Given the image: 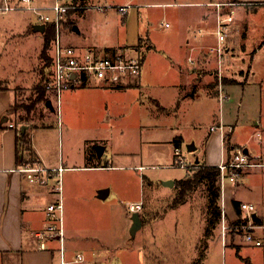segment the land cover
Returning <instances> with one entry per match:
<instances>
[{"label": "crops", "instance_id": "1", "mask_svg": "<svg viewBox=\"0 0 264 264\" xmlns=\"http://www.w3.org/2000/svg\"><path fill=\"white\" fill-rule=\"evenodd\" d=\"M102 1L105 0H71L68 4H76L81 7L71 9L67 17L62 21L61 28L64 31L61 34V29L59 28L60 39L63 44L74 46L82 51L94 49L101 52L124 51L128 54L139 52L142 55V69L137 83L131 84L128 81H121L118 84L97 83L81 85L84 86L81 90H94L100 94L101 98L98 101L79 102L87 112L91 109L94 113H102L101 117L103 120L114 118L119 121L128 114L135 116L138 130L137 138H135L137 142L132 153L126 151L124 148L127 145L122 143L120 151L111 154L110 158L103 159L105 148L102 147V141L108 140L107 134H103L84 139L85 149L86 142L95 141L98 143L97 146L100 145L99 147H102L100 152L98 149L95 150L93 146L91 149L87 148L86 151L84 149L78 159H75L78 161L75 163V156L71 157L69 153H63L61 120H49V122L45 120L44 124L32 125L22 120L18 121L19 108L16 109L17 106L15 105L21 98L18 90L28 91L35 88V84L42 75L39 71V66L42 59L41 51L45 32L44 30L34 29L35 25L43 23L30 17L28 21L22 19L16 22V20H12L14 18L12 16L11 22L6 25L3 24L5 26L4 29L0 28V264H60L59 247L61 242L58 239H50L47 241L46 249H38L33 236L36 230L43 228L45 225V207L53 196L45 187L29 183L23 173L17 170V136L23 124L27 125L25 130L30 138L29 143L38 160L49 167H64L62 173V201L63 211L67 213L70 205L77 198V192L67 186V182L65 184V176L66 178L68 176L70 181H74L72 172L109 170V161L112 160L111 163H113L114 159L123 160L122 158L130 154L140 158L143 151L150 157H154L162 144L168 146L172 155L173 147L176 144L181 146L185 140L178 128L185 118H190L193 123L196 118H202L204 113L212 116L214 123L210 125V131L205 137V145L208 148L210 144L216 143L217 147H222L221 160L208 152L204 153L203 160L199 159L195 153L198 147L196 146L197 144H188L187 150L194 155L195 160H189L192 163L217 165L228 156L226 144L228 145L229 137L231 136L229 133L231 134L236 127V123L225 124L224 122L226 114L224 105L220 103V99H222L220 94L224 93L229 87H236L244 94L252 86L257 87V85L261 84V81L254 77L251 63L255 54L264 49V0H204L194 2L197 5L196 7L183 11L177 10L178 19L175 25L180 30L176 33L180 39L179 43L182 52V58L176 62L179 80L173 84L163 85L154 84L148 78L147 70L145 69V56L142 50L143 45L145 47L150 45L148 42L145 43V38L152 42L147 30L150 13L138 8L155 4L145 0L129 1L130 6L135 5L138 9L137 17H135L132 13V8L134 7L130 6L125 13L113 11L110 15L107 13L108 10L99 11L90 7V5H96V3L98 4ZM171 1L174 0L165 1L167 2L165 4H172ZM226 1H234L236 3L234 21L229 27L225 41L228 47L234 50L224 57L223 62L226 74L230 77H225V83H222L223 87L218 93L215 92L217 90L216 86L212 87L208 83H203L204 85L200 87H195L194 85L189 87V84L193 82L192 76L194 74L189 68L195 67L197 64H209V61L205 59L207 57L206 53L202 51H204L206 45L211 46L214 43L216 45L218 41L215 33L218 10L213 3ZM39 2L46 3L45 0H39ZM111 2L113 3L112 5H121L125 4L127 0H112ZM184 3L188 4V2ZM156 4L158 5V3ZM86 5L89 7H84ZM224 11H226V8H224ZM164 26L171 27L172 24L165 22ZM45 27L46 24L44 29ZM54 29L56 34V28ZM96 32H101L102 35L95 36L94 33ZM254 33L257 34L254 35ZM248 38L254 39V41L249 42V46H247L248 42L246 41ZM52 45L53 41L49 50L50 55H52ZM152 45L154 47L153 42ZM252 47L253 50H251ZM210 52L215 55L212 51ZM6 55L11 56L8 57ZM30 55L33 56L31 57ZM48 71L49 69L46 70V74ZM235 72H237V78L232 77ZM130 90L137 93H132ZM167 91L172 93V99L176 103L175 107L167 102ZM154 92H158L159 95ZM76 93L77 90H73L66 96L72 97ZM215 101L218 103V111L213 108ZM60 105L61 103L59 102V105H56L53 107L54 110H51L50 106L44 104L50 110L51 115L55 111H57L58 115L60 114ZM191 105H199L200 107L196 110H190ZM86 115L90 114L87 113ZM53 117L56 119L55 115ZM46 118L49 119V117ZM39 120L41 121V119ZM9 123L12 125H9ZM211 126H216V128L211 129ZM221 130H223L222 133H220ZM234 145L239 144L236 141H232L229 146L232 149V147H235ZM190 147L194 148L190 149ZM245 148L248 150L247 147ZM127 149L129 150V148ZM252 153L258 157H264L261 152ZM115 167L127 170H140L154 167V164H142L139 159L138 162L115 165ZM187 174L186 171L181 178H174L171 175L166 176L167 178H163L160 183L153 182L149 175L146 174H143L142 179L144 183L148 182V187L153 189L154 192H158L163 196L158 197L167 198L172 196L173 202L178 197L176 194H179L177 181L184 179ZM138 177H140V174ZM139 180L141 182V178ZM170 180L173 181V184L169 185L168 181ZM235 184L237 189L240 183L236 181ZM95 187L94 198L108 196L109 191L105 186L100 187L97 184ZM222 193L223 190H221V198ZM145 196L146 194L143 193L142 199L140 194L137 200L133 202H142V205L146 204L147 199ZM189 196L190 194L188 193L186 200L182 203L173 205L171 202L169 208L184 204L191 208V197ZM233 200L253 202L251 199L244 200L236 195L231 197V202ZM232 210L234 211L233 206ZM164 213L158 218L159 221L162 220ZM223 213L226 219L231 217L230 213L224 208ZM205 215L207 214L200 212V218L203 220V233L194 245L196 253L199 252L198 244L205 236L204 233L207 226V217ZM220 222L216 225L219 227L218 229H220ZM230 237L231 234L229 233L226 236L221 235L220 232L216 235L212 234L207 240V242L210 240L207 246H211V242H221L222 246L225 247L230 244L228 243ZM88 238L74 239L73 233L64 226L63 247L66 259L70 255L71 246L76 244V241L79 244L81 242L85 243ZM242 241L244 240L233 242V245L239 248L246 246ZM246 247L250 250L248 252L250 259H248L253 264H264V249L261 250L262 254L260 255L262 256L255 258L256 253L251 251L253 250L251 248L255 247L250 243H247ZM208 253L209 249H206L204 260L208 257ZM195 258L192 263H194ZM243 258L247 259L244 256ZM204 260L203 263L208 264ZM249 263L251 264L250 261Z\"/></svg>", "mask_w": 264, "mask_h": 264}, {"label": "rangeland", "instance_id": "2", "mask_svg": "<svg viewBox=\"0 0 264 264\" xmlns=\"http://www.w3.org/2000/svg\"><path fill=\"white\" fill-rule=\"evenodd\" d=\"M45 1L46 3H40L39 0H33L32 5L40 6L39 12L41 14L54 17L55 13L51 9V6L55 0ZM111 1L105 0L98 4L110 6L113 4ZM129 1L134 0H127L125 3H129ZM145 1L155 4L138 8L150 13L147 30L154 47L152 42L146 38L145 43L148 42L150 45L146 47L143 45L142 47L148 78L154 84H173L179 80L176 62L182 58L180 39L176 33L180 30L175 25L178 19L177 10L183 11L196 7L197 5L194 2L204 0H174L171 1L173 5H166L165 3L167 2L165 1L168 0ZM69 2L71 0H59V4H68ZM184 2H188V4ZM130 7H134L132 8V13L137 17V7L135 5ZM107 10L108 15L113 11L119 13L114 8H108ZM12 16H14L12 20H16V22L22 19L28 21L29 17L37 20V14L30 10H9L4 13L0 12V28L4 29L5 26L3 24H9ZM165 22L172 24V26L165 27ZM60 29L62 34L64 30L61 26ZM256 34L254 33V35ZM94 35L100 36L102 33L96 32ZM246 41L248 42L247 46H249V42L254 41V39L248 38ZM208 46L210 45H206L202 52L206 53L207 57L205 59L209 61V64H197L196 66L194 63L195 67L189 68L192 73L194 72L192 76L193 82L189 84V87L193 85L200 87L208 83L212 87L216 86L217 90L215 92L218 93L221 87H223L222 82L227 76L225 65L223 64L224 57L234 49H230L231 51L224 53L220 59L217 55H212L210 52L211 47L215 46V43L210 47ZM251 50H253V47ZM6 56L9 57L11 55ZM30 56L32 57L33 55ZM44 61L45 59L40 60V73H43ZM251 66L252 71H254V77L258 78L261 84L257 85V87L252 86L244 94L236 87H229L221 94L220 97L222 99H220V103L224 105L226 114L225 124L236 123L234 131L231 134L228 132L231 135L228 145L232 141H236L239 145H234L235 147H247L251 156H256L257 160L264 162V157H258L252 153L258 151L264 156V49L255 54ZM233 75V78H237V72ZM38 83L39 81L35 85L38 86ZM83 87L76 86L62 94L60 98V114L58 115L57 111L53 112L56 119L50 114V110L44 106L41 100H37L36 102L38 94H36L35 88L28 91L19 89L18 94L21 98L15 104L17 107L20 105L18 121L22 120L32 125L44 124L45 120L48 122L49 120H61L63 153H69L71 157L75 156V163L78 162L75 159H78V156L85 149L84 139L103 134H107L108 139L107 141H102V147L105 148L103 159L110 158L111 154L120 151L122 143L127 145L124 149L132 153L137 142L135 140L138 130L136 117L128 114L119 121L114 118L103 120L101 117L102 113H94L91 109L87 112L79 102L98 101L101 96L94 90H81ZM73 90H77L74 96H66ZM130 91L135 94L137 93L133 90ZM154 93L158 94V92ZM171 95L172 93L167 91V102H169V105L175 107L176 103H174ZM53 107H50L51 110H54ZM198 107L200 106L191 105L190 110H196ZM213 108L218 111V103L216 101ZM87 113L90 115L87 116ZM26 116L29 119L25 120ZM46 117H49V119ZM213 123L212 116L206 113L203 114L202 118H196L193 123L190 121V118H185L182 121L181 126L178 128L185 138L181 149L187 161L190 159L195 160L194 155L187 150V145L191 143L197 144L196 146L198 147L195 153L199 159L203 160L204 153L208 152L221 160L222 147H217L216 143L210 144L208 148L205 145V137L210 131V125ZM222 132L223 130L220 131V133ZM97 144L95 141L86 142L85 147L86 149H91L93 146L95 150L98 149L100 152V148L102 147H99L100 145L97 146ZM235 147H232V149ZM172 155L168 146L162 144L154 157H150L143 151L140 158L130 154L122 158L123 160L114 159L113 163H111L112 160L109 161V170L72 172L74 181H70V178L68 176L66 178L65 176V184L67 182V186L77 192V198L70 205L69 212L64 213L63 211L64 226L73 233L74 239H84L89 236L85 243L81 242L79 244L76 241V244L71 246L68 259L65 256V260L68 262L66 264H86L91 262L95 264H191L194 258L196 257L195 260H197L201 254L205 253L206 249H209L208 257L205 259L208 264H248L249 261L253 264L249 260L248 252L250 250L246 247L247 242L242 241L246 246H241L240 248L233 245V242H238L242 239V236L235 233H231V237L228 239L230 240L228 242L230 244L225 247L222 246L221 242H211V246H207L210 242V240L207 242L210 236L212 234L216 235L219 232V227L216 225L220 222L221 217L212 226H207L210 229V235L201 239L198 244L199 252L196 253L194 245L203 233V220L200 218V212L208 214V184L205 180L196 181L197 184L189 192L191 208L185 204L169 208L173 197L160 198L158 196L162 194L154 192L153 189L148 187V182H143V174L149 175L153 182L160 183L163 178H167L170 175L174 178H181L185 175L186 171L188 178L194 181L197 168L186 170L180 166H173L174 157ZM139 159L142 164H154V167L140 170H127L115 167V165L119 166L138 162ZM139 174L140 177H138ZM236 181L240 183L237 189ZM97 184L100 187L105 186L108 189V196L104 198L93 197ZM221 189L223 193L222 198L220 197L221 199L219 198L218 200V205L222 212L224 208L230 213V218L234 219L236 216V212L234 214L235 210H232L231 197L233 195L244 200L251 199L258 206L259 210L264 211V166L257 169L244 170L236 180L225 176L222 179ZM143 193L146 194L147 203L143 204L142 209L138 211L143 222L138 230L132 232L133 212L130 211L129 204L136 201L140 194L143 199ZM177 195L179 196V194ZM163 213L164 216L159 221L158 218ZM205 216L207 217V215ZM252 246L255 247H250L253 249L251 251L256 253L255 258L262 256L260 254H262L261 250L264 249V244ZM77 254L81 255V261L76 259ZM243 256L247 259L249 258L248 263L243 260ZM203 260L204 258L200 259L201 263H203Z\"/></svg>", "mask_w": 264, "mask_h": 264}, {"label": "built area", "instance_id": "3", "mask_svg": "<svg viewBox=\"0 0 264 264\" xmlns=\"http://www.w3.org/2000/svg\"><path fill=\"white\" fill-rule=\"evenodd\" d=\"M33 0H0V12L9 10L26 9L37 14V20L44 25L54 23L56 28L55 38L52 45V63L47 77L44 80L45 105L49 102L51 106H58L61 94L73 87L81 85H93L97 83L118 84L121 81H128L131 84L139 81L142 69V55L139 52L128 54L124 51H97L86 49L82 51L74 46L63 44L60 39L59 28L62 20L65 19L70 9L80 8L76 4H59L55 0L51 6L55 15L50 17L41 14L40 6L32 5ZM218 10L217 23L215 27L217 44L211 47V51L220 59L230 47L226 45V38L230 25L235 17V2H215ZM130 3L121 5L104 6L102 4L90 5L99 11L114 8L116 11L125 13ZM84 7H89L88 5ZM226 8V11H224ZM167 25V24H166ZM221 95V94H220ZM47 105V106H49ZM9 125H12L9 123ZM216 126H211L215 129ZM173 166H180L189 170L193 164L185 159L181 146L173 147ZM220 171V181L225 176L236 180L244 170L257 169L264 166V162L257 160L256 156H251L244 147H235L230 150L228 156L216 165ZM17 170L25 176L29 183L45 187L53 196L45 207L46 223L43 228L36 230L33 234L38 249H46L47 241L58 239L61 242L60 264L68 263L64 256L63 237V166L49 167L39 160L34 163L23 164ZM239 213L234 219H226L222 212L220 229L221 235L235 233L252 245L260 246L264 244V211L259 210L254 202L240 201L238 204ZM129 209L132 212L142 209V202H131ZM253 214L256 218L253 217ZM78 261L82 260L80 254L76 255Z\"/></svg>", "mask_w": 264, "mask_h": 264}, {"label": "trees", "instance_id": "4", "mask_svg": "<svg viewBox=\"0 0 264 264\" xmlns=\"http://www.w3.org/2000/svg\"><path fill=\"white\" fill-rule=\"evenodd\" d=\"M55 25L54 23H47L46 27L44 29L45 32V37H44V44L43 48L41 51V58L44 61L43 64V73L41 75V78L39 80L38 86L35 87L36 94H38V99L41 100L43 104H45V88H44V80L47 77L46 70L51 67L52 63V57L49 54V50L52 44V41L54 39L55 35ZM225 83V79L223 81ZM222 82V83H223ZM20 108V105L16 108ZM29 119L28 116L25 117V120ZM30 138L27 134V131H18V136H17V146H16V153H17V165H23V164H29V163H34L35 161L38 160L35 152L33 151L32 147L30 146ZM178 145V144H176ZM231 147L226 144V150H230ZM230 152V151H229ZM228 152V153H229ZM195 179L192 181L191 179L188 178V175L179 181H177V185L179 186V196L172 202L173 205H176L178 203H182L186 200L187 194L191 191L194 185L197 184V182L205 180L206 183L208 184V203H207V208H208V214H207V226H212L217 220L221 217L222 211L220 209V206L218 205V200L221 197V181H220V171L216 165H206V164H193V167L190 169H195ZM189 169V170H190ZM197 181V182H196ZM239 202L236 200L232 201L233 208L236 212V214L239 213V208H238ZM206 226L205 229V236L210 235V229ZM204 236V237H205ZM204 258V254H201L200 257L194 261V264H204L201 263L200 259ZM245 262L248 263V260L243 258ZM249 264V263H248Z\"/></svg>", "mask_w": 264, "mask_h": 264}, {"label": "water", "instance_id": "5", "mask_svg": "<svg viewBox=\"0 0 264 264\" xmlns=\"http://www.w3.org/2000/svg\"><path fill=\"white\" fill-rule=\"evenodd\" d=\"M34 29H38V30H44V24H38L34 26ZM50 103L47 102V105H49ZM50 106V105H49ZM27 127L26 124H23L21 126V131H24L25 128ZM194 147H190V149H193ZM245 151L248 152V150L245 148ZM168 184H173V181L170 180L168 181ZM253 217L256 218V216L253 214ZM142 225V219L140 216V213L138 211L133 212L132 214V225H131V231L134 232L136 230H138Z\"/></svg>", "mask_w": 264, "mask_h": 264}]
</instances>
